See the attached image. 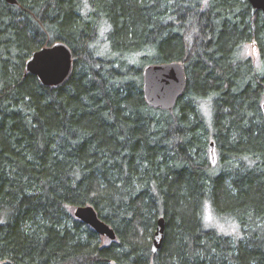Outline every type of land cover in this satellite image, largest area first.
I'll return each instance as SVG.
<instances>
[{"label": "trees", "instance_id": "1", "mask_svg": "<svg viewBox=\"0 0 264 264\" xmlns=\"http://www.w3.org/2000/svg\"><path fill=\"white\" fill-rule=\"evenodd\" d=\"M59 40L73 72L47 86L25 63ZM249 43L258 62L241 54ZM170 61L184 63L187 88L155 108L143 71ZM85 204L116 239L74 215ZM207 205L240 235L206 228ZM0 264H264L262 11L249 0H0Z\"/></svg>", "mask_w": 264, "mask_h": 264}, {"label": "water", "instance_id": "2", "mask_svg": "<svg viewBox=\"0 0 264 264\" xmlns=\"http://www.w3.org/2000/svg\"><path fill=\"white\" fill-rule=\"evenodd\" d=\"M17 4L18 0H6ZM252 6L264 15V0H249ZM27 73L36 75L47 86L60 87L67 83L73 72V52L64 41H55L35 50L25 63ZM144 97L155 108L172 109L187 88L185 65L181 61L160 62L148 65L143 71ZM214 153V144L212 143ZM74 215L90 225L96 232L116 239L114 229L103 221L91 204L75 208ZM165 233V219H158L152 242L153 252H157Z\"/></svg>", "mask_w": 264, "mask_h": 264}, {"label": "rangeland", "instance_id": "3", "mask_svg": "<svg viewBox=\"0 0 264 264\" xmlns=\"http://www.w3.org/2000/svg\"><path fill=\"white\" fill-rule=\"evenodd\" d=\"M101 35L99 37L100 39H104V31L105 30H101ZM241 54L244 57H248L251 56L254 62H258L259 61V53L257 48L253 45V43H249L247 45H245L242 48ZM201 105V109L203 110V112L205 113V115L207 116L208 119L211 118V114H212V102L209 98H205L203 100H201L200 102ZM75 210H73L74 212ZM203 219L206 228H215L218 231L225 233V234H229V235H240V228L238 226V224L236 223L235 220L229 218V217H222L217 215V213L211 208L210 205H207L205 210H204V214H203ZM106 239H110L109 237H107L106 235L104 236Z\"/></svg>", "mask_w": 264, "mask_h": 264}]
</instances>
